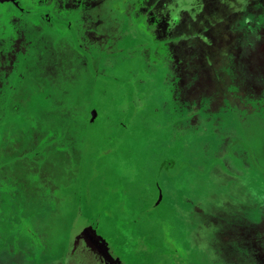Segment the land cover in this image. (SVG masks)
Listing matches in <instances>:
<instances>
[{"label": "rangeland", "instance_id": "374dc122", "mask_svg": "<svg viewBox=\"0 0 264 264\" xmlns=\"http://www.w3.org/2000/svg\"><path fill=\"white\" fill-rule=\"evenodd\" d=\"M15 1L0 0V264H264V160H230L249 137L226 130L263 134L264 0ZM211 131L208 164L193 142ZM174 134L192 166L158 169L162 196ZM136 173L148 200H106ZM89 201L112 258L73 228Z\"/></svg>", "mask_w": 264, "mask_h": 264}, {"label": "flooded vegetation", "instance_id": "af4514ba", "mask_svg": "<svg viewBox=\"0 0 264 264\" xmlns=\"http://www.w3.org/2000/svg\"><path fill=\"white\" fill-rule=\"evenodd\" d=\"M9 4L17 7L15 0H9ZM17 8L19 9V7H17ZM35 14H36L35 12H34V14L29 12L27 15L30 17V15L34 16ZM56 56H57V59L59 60V62H62L61 54L58 53V54H56ZM57 70H58V68H57ZM213 106H215V107L212 109V112L220 111L221 109L224 108V107L220 108V106L218 107L217 104H213L212 103V107ZM203 108L206 109L204 104H203ZM201 112L207 113V110L203 109V111H201ZM175 129H180V127L176 126ZM205 130H207V128ZM175 141L179 142L180 143L179 145L184 146V149L178 150L179 156H177V157L175 155H172L171 152H170L171 148L174 147L173 143ZM186 144H187V141H184V142L178 141L176 135L174 134L172 144L169 147V154H170L169 155L170 156L169 160L168 161L167 160L166 161L163 160L162 163L160 164V166H157L156 171L154 170V167H153V172H156V175L154 177V187H157V189H159V192L162 193V196L164 195V186H166V184L162 183V179H159V182H158V176L159 175H158L157 170L158 169L160 170L161 168H163V169L165 168V171H167V168L168 169H172L176 165L179 166V168H180V173L179 174H181V175H184V171H186V166H188L189 170H190L191 166H192V161H191L190 157L185 155V153H186ZM181 155H182V157H180ZM167 176H168V174H167ZM123 183H125L124 186L120 185V187L115 186V187H111L110 188V191L107 192V196L109 197L108 199H106L107 201L109 200L110 202H112V200H113L112 198L113 197L111 196V194L114 193L117 188H122L123 189V194L126 195L125 197H127L128 194L134 193V195H132V196L137 201H139L140 203H143V198H145V200H148V197L150 195L149 191L146 193L147 197H143L141 188H143V185H145V183L142 185L141 181L139 180V174L138 173L133 175V180H132V178H126ZM133 188H135L134 192L132 191ZM132 196L129 197L128 199H133ZM128 199H126V200H128ZM91 201H93V200H91ZM91 201H89V203L91 205L90 206V217H91V219L93 221V226L96 227L98 225V221L100 222L101 219L99 218V216H96V213L94 212L95 207L93 206ZM117 202H120V203H117ZM117 202L116 203H112V205L116 206V204H117L116 207H124V206H122V201L119 200ZM83 203H85V202H83ZM83 203H82V205H83ZM99 215H102V213L99 212Z\"/></svg>", "mask_w": 264, "mask_h": 264}, {"label": "trees", "instance_id": "16d2710c", "mask_svg": "<svg viewBox=\"0 0 264 264\" xmlns=\"http://www.w3.org/2000/svg\"><path fill=\"white\" fill-rule=\"evenodd\" d=\"M226 113V112H225ZM227 117H231L232 116L230 114H226L224 116V119ZM228 119V118H227ZM211 119H209L208 121H210ZM233 122H237V121H233ZM252 123H254L253 121H251ZM257 123H259L258 121H256ZM261 123V122H260ZM234 125V126H233ZM261 125V124H260ZM261 129L259 130V133H263L261 134L260 138H259V142L256 141V136L258 137V135L254 132H247L248 129H253L254 125H250L249 123H247L246 125H239L238 124H232L231 126H228L229 128L226 129L231 132H235L237 133L239 136H241V134L247 133V136L249 138H236L234 139V141H232V138L228 139V142H231L230 144H228V155L227 157L230 158V160L234 161L236 159V157H238L237 152H236V147L240 145L241 149L244 151L243 158L245 156H248L250 158H257L259 160H264V139L261 137H264V124L261 125ZM238 128V129H237ZM208 132V130H207ZM217 133V132H216ZM246 135V134H245ZM198 138L195 140V142L193 143H198L200 146L196 149L197 152H199L200 154V148L201 147H205V148H211L209 145H211V140H214V133L211 131L209 134H207L206 137H199L200 135H197ZM204 138V139H203ZM203 139V140H202ZM248 141H251V143H253L254 148H252V144H250ZM203 145V146H202ZM256 145V146H255ZM209 146V147H207ZM202 151V150H201ZM224 151V149H223ZM248 151V152H247ZM220 154V153H219ZM218 154V155H219ZM201 155V154H200ZM217 155V156H218ZM203 155H201L202 157ZM217 156L214 155H210L207 154L206 156H203L202 158L205 159V162L207 161L208 164L212 163L214 160L219 159ZM227 159V158H226ZM238 163H236L237 165H241L242 164V160L238 158ZM234 163V162H233ZM257 164V163H256ZM256 164H253L254 166H256L258 168V166ZM259 169V168H258Z\"/></svg>", "mask_w": 264, "mask_h": 264}, {"label": "water", "instance_id": "95a60500", "mask_svg": "<svg viewBox=\"0 0 264 264\" xmlns=\"http://www.w3.org/2000/svg\"><path fill=\"white\" fill-rule=\"evenodd\" d=\"M89 207L90 206H83L82 209L77 213L73 222V228L75 229L76 226L83 227L85 231L90 233L96 245L98 244L101 247L100 249L102 251L104 250L105 253L108 254L110 258H112V256L110 255L111 246L108 245L109 242L105 239L103 234L99 232V229L97 227H93L92 220H90ZM117 258L120 259L119 257ZM113 261L115 262V260ZM116 262H119V260H116Z\"/></svg>", "mask_w": 264, "mask_h": 264}]
</instances>
